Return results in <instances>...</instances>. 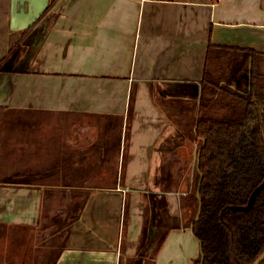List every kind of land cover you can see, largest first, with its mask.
I'll return each mask as SVG.
<instances>
[{
  "label": "crops",
  "instance_id": "obj_1",
  "mask_svg": "<svg viewBox=\"0 0 264 264\" xmlns=\"http://www.w3.org/2000/svg\"><path fill=\"white\" fill-rule=\"evenodd\" d=\"M209 43L264 55V0H0V264H195Z\"/></svg>",
  "mask_w": 264,
  "mask_h": 264
},
{
  "label": "trees",
  "instance_id": "obj_2",
  "mask_svg": "<svg viewBox=\"0 0 264 264\" xmlns=\"http://www.w3.org/2000/svg\"><path fill=\"white\" fill-rule=\"evenodd\" d=\"M199 82L192 124L198 150L191 188L181 198L200 245L194 262L253 264L264 251V187L248 211L233 206L246 205L264 182V55L209 43ZM146 236L147 226L141 248Z\"/></svg>",
  "mask_w": 264,
  "mask_h": 264
},
{
  "label": "rangeland",
  "instance_id": "obj_3",
  "mask_svg": "<svg viewBox=\"0 0 264 264\" xmlns=\"http://www.w3.org/2000/svg\"><path fill=\"white\" fill-rule=\"evenodd\" d=\"M191 145L189 146V151H190V153H191V155H190V157H189V162H192V159H193V157L194 158H196V155H197V150H198V147H197V144H195V142L193 141V139L191 138ZM14 146H11V148H13ZM9 153H10V151H9ZM11 155H13L14 157L15 156H18V153H16V152H11L10 153ZM13 156H11V157H13ZM185 156H187V155H185ZM189 156V155H188ZM0 164H3V165H6V167H7V170H5V171H3V172H5V173H7L8 171H10L11 170V167H12V164H10V163H6V162H2V163H0ZM187 166H188V164H187ZM186 166V167H187ZM195 167V164H192L191 166H190V168H188V169H186V170H183L182 172H181V174H180V176H182V177H184V181H186V183H187V181L188 180H191L190 178H191V175H192V172H193V170L195 169L194 168ZM1 172V171H0ZM174 188H180V187H176V186H174ZM181 188H183V189H187V188H191V182H190V184L188 183L187 185H184L183 187H181ZM187 218V217H186ZM186 223H188V220L186 219ZM156 241H155V243H154V246L156 245Z\"/></svg>",
  "mask_w": 264,
  "mask_h": 264
},
{
  "label": "water",
  "instance_id": "obj_4",
  "mask_svg": "<svg viewBox=\"0 0 264 264\" xmlns=\"http://www.w3.org/2000/svg\"><path fill=\"white\" fill-rule=\"evenodd\" d=\"M264 187V182L258 185L250 194V197L248 199V202L244 206H233V209L242 210V211H248L251 206L253 205L255 198L257 194L261 191V189ZM264 260V251L259 255V257L255 260L253 264H260Z\"/></svg>",
  "mask_w": 264,
  "mask_h": 264
}]
</instances>
